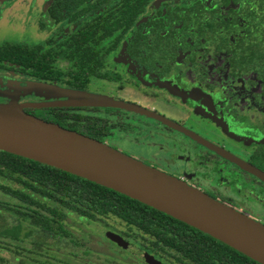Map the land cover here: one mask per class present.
<instances>
[{
	"label": "flooded vegetation",
	"instance_id": "flooded-vegetation-1",
	"mask_svg": "<svg viewBox=\"0 0 264 264\" xmlns=\"http://www.w3.org/2000/svg\"><path fill=\"white\" fill-rule=\"evenodd\" d=\"M63 5L0 0V46L27 51L25 66L3 60L0 71L137 106L140 111L76 108H96L92 112L106 119L96 140L264 225V22L257 19L258 0H76L72 10ZM59 30L63 41L57 44L51 38ZM68 59L71 68L64 70ZM1 92L18 104L61 101L4 87ZM51 108L75 107L24 111L53 122L44 111ZM139 231L152 238L148 247L155 256L197 264L176 249L155 248V235ZM140 257L146 261L145 253Z\"/></svg>",
	"mask_w": 264,
	"mask_h": 264
},
{
	"label": "water",
	"instance_id": "water-1",
	"mask_svg": "<svg viewBox=\"0 0 264 264\" xmlns=\"http://www.w3.org/2000/svg\"><path fill=\"white\" fill-rule=\"evenodd\" d=\"M113 105L139 110L107 98L5 105L0 103V150L82 177L135 199L221 241L264 264V225L188 185L109 145L43 120L24 107ZM112 241L127 248L120 236ZM149 264H162L145 254Z\"/></svg>",
	"mask_w": 264,
	"mask_h": 264
},
{
	"label": "trees",
	"instance_id": "trees-1",
	"mask_svg": "<svg viewBox=\"0 0 264 264\" xmlns=\"http://www.w3.org/2000/svg\"><path fill=\"white\" fill-rule=\"evenodd\" d=\"M55 1H63V6L70 10L76 7V0ZM258 6L261 13L257 19L264 22V0H258ZM258 29L262 27L259 25ZM260 32L264 35V29ZM25 52V48L18 45H2L0 63L6 60L25 66ZM40 62L41 59L38 60ZM44 67H47L46 64ZM72 107L75 108H51L44 111L52 116L50 120L62 127L99 139L97 134L105 132L106 119L92 112L96 108L85 107L79 112L76 106ZM94 123H97L96 126H93ZM3 174L22 185L19 189L0 185L5 193L23 203L14 209L15 212L22 217L28 216L46 233L54 234L51 222L63 230L61 222L67 211L91 219L110 213L154 234L155 241L152 244L155 248L176 249L197 264H259L198 229L126 195L60 169L0 150V175ZM6 207L11 208L8 205ZM29 235L30 232L21 223H11L0 229V236L6 237L7 242L19 244Z\"/></svg>",
	"mask_w": 264,
	"mask_h": 264
},
{
	"label": "rangeland",
	"instance_id": "rangeland-1",
	"mask_svg": "<svg viewBox=\"0 0 264 264\" xmlns=\"http://www.w3.org/2000/svg\"><path fill=\"white\" fill-rule=\"evenodd\" d=\"M60 34L61 30L55 32L51 38L56 39L57 44L63 41ZM64 39H67V35ZM109 43L110 40H107L100 46L105 48ZM45 47L47 46L45 45ZM63 49L65 53L68 51L66 46ZM59 58L67 57L61 55ZM71 64L72 60L62 63L64 70L70 69ZM6 74V71H0V75L6 77L0 79V87L22 92L24 95L35 93L39 97L55 100L106 98L100 93L78 92L57 83L30 80L21 75L12 77ZM0 98H3L0 100L1 104L17 103V97L12 94L5 93L4 95L1 92ZM0 185L11 189L22 187L21 184L5 174L0 175ZM4 205L11 208L8 209ZM21 205H23L21 201L5 193L0 187V229L11 223H21L25 230L30 232V235L19 244L7 242L6 237L0 236V264H149L141 259L142 253L153 257L162 264H175L166 253L160 255L157 253L155 256L156 252L148 247V242L152 240L151 237L146 239L139 229L113 215H97L91 219L79 217L76 213L67 211L61 222L63 230H59L57 224L51 222L54 234H49L34 224L28 216L22 217L15 212L14 209ZM105 232H112L120 236L128 243V247L118 245L108 238Z\"/></svg>",
	"mask_w": 264,
	"mask_h": 264
}]
</instances>
